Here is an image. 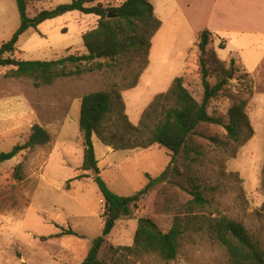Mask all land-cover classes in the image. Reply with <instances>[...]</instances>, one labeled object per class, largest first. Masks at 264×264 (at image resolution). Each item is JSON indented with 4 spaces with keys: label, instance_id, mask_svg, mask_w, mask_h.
<instances>
[{
    "label": "rangeland",
    "instance_id": "1",
    "mask_svg": "<svg viewBox=\"0 0 264 264\" xmlns=\"http://www.w3.org/2000/svg\"><path fill=\"white\" fill-rule=\"evenodd\" d=\"M123 1L106 0L105 5L118 6ZM71 2L35 3L29 5L28 12L34 17L41 11L55 10ZM184 17L179 29L181 36L174 38L173 16L168 20L160 16L164 24L152 41L150 62L153 68L143 73L135 89L122 93L126 114L134 125H138L155 96L166 93L168 83L177 77L184 76L186 87L201 100L200 52L197 45L192 48L196 36L187 25L196 16ZM97 21L96 16L79 12L48 20L37 30H30L21 37L17 48L21 56L13 54V57L45 62L85 54L82 35L96 28ZM19 27L20 15L15 0H0V49ZM213 41L214 36L211 46L217 51ZM228 55L223 52L221 58ZM237 67L239 73L230 78L233 87L238 86L240 76L247 74ZM4 70L5 79L0 76V97L9 92L13 97V125L0 132V153H8L15 146L23 145L36 124L52 135V142L0 164V264H81L93 241L102 235L105 212V201L92 174L88 173L89 177L80 181L75 180L82 174L84 152L79 129L81 99L92 92L109 90L119 78L105 72L81 79H66L52 87L37 89L31 80L8 77L9 68ZM248 80L254 89L248 114L255 135L234 159H229L221 150L212 151L203 176L211 208L202 214L220 211L230 216L258 236L264 247V68L254 74V80L250 76ZM21 98L28 99L34 115L25 110ZM228 106V101L221 99L212 104L210 112L217 110L225 114ZM16 115L23 119L15 120ZM93 144L101 178L121 197H131L143 190L148 175L160 178L170 166L171 156L166 148L109 154V148L96 137ZM20 163L24 165L25 178L17 182L14 171ZM159 190L157 187L150 192L131 218L118 222L106 238L99 255L101 260L110 264H166L156 256L123 258L122 251L116 256L112 251L133 244L138 220L142 217L153 219L165 232L170 230L173 215L159 213L154 208ZM69 230L77 236L66 234ZM168 264H230V261L226 251L206 232L191 229L184 235L177 259Z\"/></svg>",
    "mask_w": 264,
    "mask_h": 264
},
{
    "label": "trees",
    "instance_id": "2",
    "mask_svg": "<svg viewBox=\"0 0 264 264\" xmlns=\"http://www.w3.org/2000/svg\"><path fill=\"white\" fill-rule=\"evenodd\" d=\"M47 1L50 0H15L20 27L0 49V67L11 68L8 77L29 79L37 89L52 87L66 79H81L105 72L119 78L109 90L92 92L81 99L79 129L84 152L82 174L75 180L89 177L88 173L94 177V171L97 172L99 176L94 181L105 201L102 235L93 241L81 264H110L99 258L106 238L119 221L131 218L143 199L157 187L160 190L154 208L159 213L173 215L172 227L165 232L153 219L140 218L133 244L113 249L115 256L122 251L123 258L156 256L166 264L174 262L185 233L193 229L206 232L220 245L230 264H264L261 240L243 223L220 211L202 214L211 208L203 176L212 151L221 150L229 159H234L255 135L248 114L254 92L249 75L240 76L238 86L233 87L230 78L239 73L236 61H222L211 46L213 34L204 30L197 36L203 89L201 100L186 87L184 76L177 77L166 93L155 96L138 125H134L126 114L122 93L139 85L150 65L152 41L163 25L155 15L151 0H124L118 6L105 5L106 0H72L70 4L30 17V4ZM72 12L98 18L97 27L82 36L85 54L45 62L13 57L21 37L29 30H37L46 21ZM110 14L116 17L109 18ZM219 49H224V45L220 44ZM221 99L228 101L227 112H210L212 104ZM94 137L114 152L166 148L171 156L170 166L160 178L148 175L143 190L131 197H121L111 191L100 176ZM51 142L52 135L36 124L23 145L0 153V164ZM24 178V165L20 163L15 168L14 179L22 182ZM262 189L264 191V171ZM66 234L77 236L73 230Z\"/></svg>",
    "mask_w": 264,
    "mask_h": 264
},
{
    "label": "crops",
    "instance_id": "3",
    "mask_svg": "<svg viewBox=\"0 0 264 264\" xmlns=\"http://www.w3.org/2000/svg\"><path fill=\"white\" fill-rule=\"evenodd\" d=\"M151 3L155 15L159 18L164 16L165 20H168L170 16H173L174 38L181 36L179 29L184 22V16H196L191 25L187 24L193 36H196L192 48L197 45L198 34L208 30L214 36L213 45L216 46L217 54L222 61L230 62L234 59L236 64L253 80L254 74L264 68V0H151ZM220 44L224 45V49H219ZM223 52H228V57L222 59ZM16 55L21 56L17 51L15 57ZM17 60H22V57ZM0 68L3 69L0 71V76L5 79L6 70L4 69L8 68ZM151 68L153 66L150 62L145 72ZM7 71H11V68ZM173 81L174 79L168 84L171 86ZM3 95L0 97V132L13 125L11 101L13 97L10 92L7 96L5 93ZM21 99L20 102H23L25 110L28 109L29 113L34 115L28 99ZM14 118L15 120L23 119L19 115ZM112 152L114 151L109 148V154Z\"/></svg>",
    "mask_w": 264,
    "mask_h": 264
},
{
    "label": "water",
    "instance_id": "4",
    "mask_svg": "<svg viewBox=\"0 0 264 264\" xmlns=\"http://www.w3.org/2000/svg\"><path fill=\"white\" fill-rule=\"evenodd\" d=\"M114 17H116V15H114V14L109 15V18H114ZM98 176H99V174L94 171V179L98 178Z\"/></svg>",
    "mask_w": 264,
    "mask_h": 264
}]
</instances>
